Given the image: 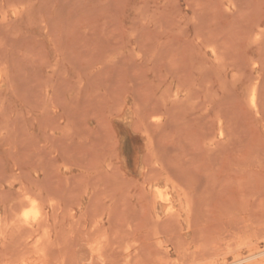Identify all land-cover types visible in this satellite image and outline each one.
<instances>
[{
  "label": "rangeland",
  "instance_id": "1",
  "mask_svg": "<svg viewBox=\"0 0 264 264\" xmlns=\"http://www.w3.org/2000/svg\"><path fill=\"white\" fill-rule=\"evenodd\" d=\"M226 263L264 264V0H0V264Z\"/></svg>",
  "mask_w": 264,
  "mask_h": 264
},
{
  "label": "bare ground",
  "instance_id": "2",
  "mask_svg": "<svg viewBox=\"0 0 264 264\" xmlns=\"http://www.w3.org/2000/svg\"><path fill=\"white\" fill-rule=\"evenodd\" d=\"M255 97V96H254ZM255 99V98H254ZM254 101V100H253ZM157 190V189H156ZM160 190V189H159ZM162 197H164L163 195H162ZM30 199V198H29ZM167 199V198H166ZM36 200V199H35ZM167 201V200H166ZM169 201V200H168ZM28 205V204H27ZM33 206H32V208L29 210L28 208V211H26L25 213H24V216L26 217V218H29V216H30V214H34L35 215V218H37L38 219V214H39V212L37 211V209H36V207L34 206V204H32ZM22 227V226H21ZM260 251V250H259ZM249 255H251V253L249 254ZM259 255H263V253L261 252V253H258V254H254L253 256H251V257H249V259L250 258H254V257H256V256H259ZM226 260V259H225ZM244 260H247V259H244ZM237 261L238 260H236V262L235 263H237ZM251 261V260H250ZM249 261V262H250ZM239 262V261H238ZM234 263V262H233ZM243 263V262H242ZM256 263V262H255ZM227 264V263H226ZM232 264V263H231Z\"/></svg>",
  "mask_w": 264,
  "mask_h": 264
}]
</instances>
